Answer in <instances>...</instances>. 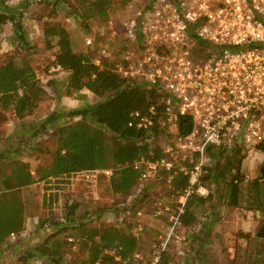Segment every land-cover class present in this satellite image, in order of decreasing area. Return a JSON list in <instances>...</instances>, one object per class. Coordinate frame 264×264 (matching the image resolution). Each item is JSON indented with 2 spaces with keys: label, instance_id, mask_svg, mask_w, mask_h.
Segmentation results:
<instances>
[{
  "label": "trees",
  "instance_id": "obj_1",
  "mask_svg": "<svg viewBox=\"0 0 264 264\" xmlns=\"http://www.w3.org/2000/svg\"><path fill=\"white\" fill-rule=\"evenodd\" d=\"M11 1L13 0H0V36L6 23H15L19 39L17 47L24 51L31 50V46L26 41L25 32L19 22L25 19L27 9L46 4L52 9V14L58 13L59 9H64L69 14L73 13L70 12V6L62 0H23L18 6H11L9 4ZM112 5L113 0H92L87 8L82 7L85 9L83 14L78 15L75 11L72 18H78L81 24H85L87 19H104ZM43 33L45 49L56 51L55 60L50 65L70 74L67 92L79 93L88 90L97 96L99 101L88 108L73 110L64 115L69 119L80 118V121L58 130V149L53 155L52 164L39 169L36 173L37 179L27 171V165L19 162L14 163L16 170L10 175L0 173L1 249L7 245L11 234H20L24 229L25 206L20 189L38 181L48 185L51 179L63 181L64 177L70 178L74 173L112 169L114 174L109 178L112 190L115 195L125 197L132 193L140 182V173L134 170L132 164L141 157L151 162L163 157L162 150L155 141L147 145L139 143L148 138L149 132L129 128L128 123L133 112H144L148 106L157 105L165 96L122 78L111 65L104 64L103 67L95 65L90 54H81L75 50L68 31L61 24H48ZM201 46L206 45L201 43ZM201 46L192 52L194 61L208 58ZM91 55L93 56L92 53ZM46 99V91L27 58L22 57L16 61L12 56H8L4 62H0V115L11 110L18 121H24L33 116ZM158 111L162 113L163 108L159 107ZM61 115L55 113L48 118L35 132L36 136L47 130L50 123L56 122ZM192 129L191 118L177 119L175 131L179 137L188 136ZM167 131L166 128H160L157 119L151 133L163 135ZM260 145H263V142L255 147ZM242 149L239 145L230 150L211 149L210 165L202 178V185L210 190L211 197L215 192L213 189L224 186L226 190L223 197L219 194V199L232 208H239L243 194L247 190L242 188V185L247 183L249 190L246 202L250 203L244 208L264 211V188L261 179L255 178L248 182L241 172ZM6 153L10 152L0 153V161L5 159ZM162 177L165 178L164 184L170 185L165 195L171 198L173 204L170 205L174 206L188 186V177L180 172L176 174L158 172L156 180ZM46 191H51V188L47 186ZM57 196L50 194L52 199H56ZM138 197H131L128 203L120 207V211L138 215L136 205L146 199ZM208 199L196 195L190 197L185 214L181 218V225L185 227L196 224L195 209L203 206ZM49 201L43 204V209H47L46 218L54 211L51 200ZM66 206L68 213L62 222H49L48 218L40 219L41 231L47 232L49 227L55 230L44 242L23 254L20 257L21 264H31L35 260H43L47 264H134L133 257L136 253H144L139 244V237L132 233L135 227L128 226L124 229V226L93 225L94 222L102 220L105 212L114 210H100L98 214L87 213L82 218H76L80 205L68 202ZM69 239H73L74 242L70 243ZM158 240L156 244H159ZM74 247H78L83 255L70 263L68 254ZM115 258L120 260L116 261ZM169 259V251H165L158 264H168Z\"/></svg>",
  "mask_w": 264,
  "mask_h": 264
},
{
  "label": "built area",
  "instance_id": "obj_2",
  "mask_svg": "<svg viewBox=\"0 0 264 264\" xmlns=\"http://www.w3.org/2000/svg\"><path fill=\"white\" fill-rule=\"evenodd\" d=\"M131 17L124 22L131 48L119 56V64L111 61L115 54L108 48L101 50L94 63L111 65L122 78L165 96L144 112H133L128 123L129 128L150 133L139 141L141 145L155 141L163 153L155 162L141 157L132 164L140 182L156 179L158 172L188 177V186L174 206L154 207L153 218H164L169 224L167 235L152 246L147 258L140 253L133 257L134 264H158L170 244L182 241L178 229L188 199L210 197L201 182L210 150L263 142L264 0H151ZM93 43L87 40V45ZM200 46L208 58L194 61L192 52ZM179 117L193 122L191 133L183 138L175 131ZM157 119L160 128L168 130L166 134L151 133ZM82 174L109 179L114 170ZM21 237L11 234L10 239ZM41 262L45 261L31 264Z\"/></svg>",
  "mask_w": 264,
  "mask_h": 264
},
{
  "label": "rangeland",
  "instance_id": "obj_3",
  "mask_svg": "<svg viewBox=\"0 0 264 264\" xmlns=\"http://www.w3.org/2000/svg\"><path fill=\"white\" fill-rule=\"evenodd\" d=\"M22 1L13 0L9 4L18 6ZM62 1L70 6V12L73 13L69 14L68 11L59 9L58 13L52 14V9L46 4L35 5L27 9L24 14L25 19L18 22L24 28V32H26L25 38L31 46V50L24 51L18 49V47L16 50H8L6 47H2V41L9 34L11 36L15 35V29L12 28L8 33H4L5 35L3 34L0 37V62H4L8 56H12L16 61H19L22 57L27 58L36 70L38 79L42 85L43 77L47 74L50 75L47 73L48 71L46 72V67L51 64L52 58L56 55L55 50L47 51L45 49L43 30L46 25L57 23L61 24L68 31L75 45V50L78 53L90 54L91 58L94 59L102 49L108 48V50L115 54V58L113 56L111 61L119 64L117 63L119 56L124 54V50L131 48L125 37L124 22L132 18L131 15L133 13L143 8L144 4L151 0H113V5L106 18L87 19L85 24H81L78 18H72V14L75 11L78 15L83 14L85 9H82V7L87 8L92 0ZM88 39L93 40V46L87 45ZM44 113H39V116ZM18 124L19 121L13 116L11 110L1 113L0 153L3 151L10 153H6L5 159L0 161V173L10 175L11 172L16 170L14 163L19 162L27 165V171L31 172L37 179L36 173L38 170L49 167L52 164L53 155L58 149L59 135L50 134L46 137L44 135L45 129L39 136H36L34 133L27 138L28 136L21 135L24 129L18 128ZM26 130L28 129L26 128ZM14 132L20 134L18 138H14ZM9 136L11 139L8 140ZM260 147L241 145V148H243L241 172L246 180H249L248 182L255 178L261 179L264 177V139L263 145H260ZM82 173H74L70 178L64 177V180L59 182L51 179L49 185L38 181L31 186L20 189V196L25 206L24 229L20 233L23 237L18 241H12L13 243H10L11 248L8 250L3 248L1 250L0 248V264H21L20 257L30 252L34 246H38V244L44 242L47 236L55 230L53 227H49L47 232L41 231L39 228L40 219L48 218L49 222H62L68 213V209H66V203L68 202L80 205L76 218H82L87 213L98 214L100 210H114V212H105L102 220L94 222L93 225L96 227L100 224L124 226V229L128 226L135 227L132 233L139 237V244L141 250H143L142 252H144L140 254L145 258L150 255L152 246L156 244L158 239L160 241V238H164L167 235L169 228V224L164 218L161 220L153 218V211L156 205L173 204L171 198L169 199L165 195L170 186L167 184V187L164 184L165 178H157V180L151 178L144 183L139 182L132 193L122 197L114 194L108 178L94 174L86 176ZM247 176L249 177L247 178ZM47 186L51 188V191H46ZM242 188L247 190L243 194L245 197H242L241 203L247 206L250 203L246 202L249 186L245 183L242 185ZM213 190L216 191V189ZM218 190L220 196L223 197L226 190L225 187L221 186ZM50 194L58 196L56 199H52ZM137 196H139L138 199L146 198L144 199L145 201H139L136 205L138 215H133V212L131 215L128 212L120 211V207ZM49 200H51L54 211L46 218L47 209H43V204L44 202L46 204L49 203ZM262 230H264V220L258 231L264 235V231L263 233L261 232ZM82 255L80 249L74 247L68 254V259L71 263L76 259H80ZM256 259L257 264H264V258ZM38 264L47 263L41 262Z\"/></svg>",
  "mask_w": 264,
  "mask_h": 264
},
{
  "label": "crops",
  "instance_id": "obj_4",
  "mask_svg": "<svg viewBox=\"0 0 264 264\" xmlns=\"http://www.w3.org/2000/svg\"><path fill=\"white\" fill-rule=\"evenodd\" d=\"M14 24L6 23L1 32L3 36L12 28L15 29L14 36L9 34L2 41V47L8 50H16L19 45ZM54 60L55 56L52 62ZM47 67L46 72L48 71L50 75H45L42 80L47 99L33 116L19 121L17 126L24 129L21 135L28 136L27 138L37 132L55 113L62 115L56 122L50 123L44 135L46 137L50 134L57 135L63 126L80 121V118H73L72 123V119L66 118L65 114L88 108L98 102V97L88 90L68 93L66 87L70 74L51 65L49 69ZM41 112L44 114L39 116ZM13 135L14 138H18L20 134L14 132ZM261 181L264 188V177ZM218 191L216 188L212 197L210 196L203 206L195 209L196 224L179 228L178 234L182 241H175L170 245L169 264H257L256 258H264V235L258 232L263 224L264 211L246 210L242 203L239 208H232L221 202ZM10 243H13L11 239L3 249L11 248Z\"/></svg>",
  "mask_w": 264,
  "mask_h": 264
},
{
  "label": "water",
  "instance_id": "obj_5",
  "mask_svg": "<svg viewBox=\"0 0 264 264\" xmlns=\"http://www.w3.org/2000/svg\"><path fill=\"white\" fill-rule=\"evenodd\" d=\"M238 143L241 144V135L239 136V138L237 139Z\"/></svg>",
  "mask_w": 264,
  "mask_h": 264
}]
</instances>
